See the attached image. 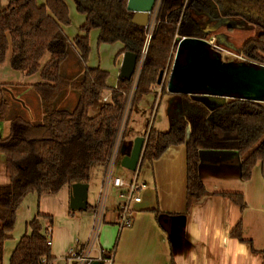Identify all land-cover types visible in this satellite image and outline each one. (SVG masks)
<instances>
[{
  "label": "trees",
  "instance_id": "trees-1",
  "mask_svg": "<svg viewBox=\"0 0 264 264\" xmlns=\"http://www.w3.org/2000/svg\"><path fill=\"white\" fill-rule=\"evenodd\" d=\"M77 13L84 16L82 35L70 40L63 28L70 25L69 11L64 0H10L0 10V63L9 54V65L27 76L39 73L40 81L30 85L38 96L42 109L39 122L24 116L9 121L8 134L0 136V155L3 157L7 183L0 184V264L3 246L13 232L16 212L29 195L38 198L57 194L73 184H88L91 168L103 165L109 158L120 126L122 113L131 96L121 145L122 151L131 113L145 96L160 87V98L167 92L170 64L178 42L182 38L209 39L211 32L202 30L193 14L206 15L211 20L237 18L254 28V37L240 49L243 63L264 66V0H160L152 37L146 49L138 81L118 79L108 87L109 73L99 67H89L91 52L89 34L97 31V45L121 43L118 53L137 55L145 44V29L131 22L128 0H71ZM73 50L81 73L71 78L61 74V67ZM50 55L41 68L43 56ZM167 74L160 86V72ZM4 91L8 88L2 85ZM76 93L72 110L56 109L55 103L66 92ZM108 92V100L102 101ZM167 131L152 128V121L142 135L144 146L136 175L143 165L159 160L171 147H184L186 157V210L201 201L207 191L199 176L201 153L235 152L240 158V178L247 182L259 165L264 179L263 103L203 94L172 95ZM8 100L0 89V123L5 119ZM155 106V105H154ZM95 110V115L89 112ZM125 152V153H124ZM129 155L126 154L125 156ZM234 204L241 212L246 204L240 193H217ZM43 221L47 226H43ZM53 218L37 211L26 224L25 233L12 251L8 264H52L51 247L47 244ZM230 236L247 244L238 221ZM103 257H106L104 254Z\"/></svg>",
  "mask_w": 264,
  "mask_h": 264
},
{
  "label": "crops",
  "instance_id": "crops-1",
  "mask_svg": "<svg viewBox=\"0 0 264 264\" xmlns=\"http://www.w3.org/2000/svg\"><path fill=\"white\" fill-rule=\"evenodd\" d=\"M205 16L198 17L202 24L194 20L202 30L212 34ZM119 71L120 67L114 72L110 88L116 86ZM30 85L25 86L29 88ZM64 93L63 102H67L69 97L76 99L69 91ZM151 94L153 100L147 121L149 108L142 107L143 101L129 117L128 132L124 139L125 152L130 153L134 139L143 135L150 121L153 129L163 132L168 130V123H158L159 127H154L156 118L154 116L152 119L151 109L156 106V90ZM145 103L149 105V102ZM26 110L29 120L39 122L42 118V113L35 106L30 105ZM8 124L0 123L1 137L7 136ZM121 170L127 172L123 168ZM103 172V165L91 168L85 210L70 208L71 187H64L54 195L36 196L34 200H29L30 196H27L17 209L14 225V229L22 225V230L16 238L12 232L4 243L3 264L6 260L8 264L19 239L27 233L26 224L35 217L37 211L53 218L49 232L52 264H66L67 252L81 249L88 240ZM119 173V176H115L124 181H129L134 175L127 177L128 174ZM136 176L137 181L145 187L139 193L140 202L132 204L131 226L118 229L117 208L122 202L119 197L121 191L113 188L115 197L107 203L104 223L91 258L96 259L102 251L112 254V264H264V179L259 165L254 168L251 179L244 182L240 178V158L235 152L202 153L199 176L207 195L188 211L185 201L184 147H171L159 160L143 165ZM91 190L94 198L89 203ZM217 193L242 194L245 209L241 212L228 200L215 195ZM31 201H34V205H30ZM238 221L241 222L243 239L251 241L256 253L251 252L247 244L230 236ZM43 226H47L44 221Z\"/></svg>",
  "mask_w": 264,
  "mask_h": 264
},
{
  "label": "rangeland",
  "instance_id": "rangeland-1",
  "mask_svg": "<svg viewBox=\"0 0 264 264\" xmlns=\"http://www.w3.org/2000/svg\"><path fill=\"white\" fill-rule=\"evenodd\" d=\"M10 0H0V10L7 7ZM65 4L68 7L69 11V18H70V25L68 27H64L63 31L65 35L72 40L76 36L82 35L80 32V27L82 26L84 22V16L77 13L74 7V4L71 0H64ZM38 5L43 4V0H37ZM201 15L193 14V18L198 23L200 22ZM205 16V15H203ZM206 19L209 20V26L210 29H212L213 37L216 39V41L220 44V46L226 50L227 53H224L221 58L224 62H229L231 64H235L236 62H242L240 58V49L244 42L254 37V28L246 23L243 20L237 19V18H225L220 20H211L209 17H206ZM202 24V23H201ZM207 26V24H205ZM209 29V28H208ZM253 30V31H252ZM97 31H92L89 34V45H90V55L87 62V66L89 67H99L102 70L107 71L110 74V77L107 81L108 87L113 84L114 81V72L115 70H119V67L121 66L122 62V54L121 56L118 55V53L124 48V45L121 43H114V44H101L97 45ZM50 55L46 53L43 58L40 61V67L42 68L47 61L49 60ZM174 58V55H173ZM172 58V63H173ZM9 54L6 57L5 61L3 63H0V89L4 92V97L8 100L9 106L5 115V119L3 122L8 123L12 118L16 116H24L26 113V109L31 105L35 106L36 109H38L42 113L40 100L38 96L30 89L27 88L25 85L27 84H33L40 81L39 73H36L32 76H27L24 72L21 71H15L11 69L9 65ZM172 63L170 64L169 70L171 71ZM120 64V66H119ZM81 73V66L79 65L77 55L74 53L73 50H70V55L67 61L62 65L61 67V74L67 77H77ZM167 74V70L163 73V80ZM163 82V81H162ZM2 85H5L6 88H8V92L4 91V88ZM156 88V87H155ZM155 88L153 90H155ZM70 92V91H69ZM65 94V93H64ZM69 94H73V96H76V93L70 92ZM105 96L108 95V92H105ZM151 96H145L142 101V107L146 108L148 107V115L146 117V121L149 116V110L151 106V102L153 100L152 94ZM171 95H165L160 101L158 99L156 106H153L151 109L152 117L156 118L154 127L158 128L159 124H165L169 123L170 118V109H171V103L175 100L176 97H173ZM177 95V94H175ZM63 96L61 95L60 99L56 101L55 108L56 109H67L72 110L75 105V97H69L67 102H63ZM218 101L225 100L224 97L217 98ZM145 102H149V105ZM156 102V101H155ZM159 102V103H158ZM139 106V105H138ZM137 106V108H138ZM264 107V103H263ZM90 115H95L96 111L91 110L89 112ZM134 114V113H132ZM152 118V119H153ZM262 141H264V135L261 137V139L255 144L258 145ZM122 147V151H124L125 144ZM3 157L0 155V184H6L7 183V176L4 172V165L2 163ZM120 164H116L114 166V175L119 176V172H124L123 174H128L127 177H130L132 175V172L129 171H122L119 167ZM141 181V180H140ZM114 191L113 187L111 186L109 189V195L107 199V203L111 201V198H114ZM29 200L36 199L35 194L28 195ZM28 198V197H27ZM93 194L92 190L90 191L89 196V203H92L93 200ZM106 203V206H107ZM30 205H34V201L30 202ZM33 207V206H32ZM22 230V225H19L18 227H15L13 234L14 237H18L19 232ZM3 264V262H2ZM5 264H7V260L5 261Z\"/></svg>",
  "mask_w": 264,
  "mask_h": 264
},
{
  "label": "water",
  "instance_id": "water-1",
  "mask_svg": "<svg viewBox=\"0 0 264 264\" xmlns=\"http://www.w3.org/2000/svg\"><path fill=\"white\" fill-rule=\"evenodd\" d=\"M157 0H128L127 11L132 13L131 22L145 27L149 22ZM222 21V19L220 20ZM137 55L123 53L119 78L130 80L136 64ZM163 81V73L157 78V85ZM170 94H203L219 98H237L240 100L264 103V66H254L243 62L231 64L222 61L221 55L211 50L204 39L182 38L173 58L171 72L167 81ZM144 138L136 137L129 155L120 160V166L135 173L142 159ZM207 153V152H203ZM202 155V153H201ZM88 184L76 183L71 186L70 208L85 210ZM91 264H102L93 261Z\"/></svg>",
  "mask_w": 264,
  "mask_h": 264
},
{
  "label": "built area",
  "instance_id": "built-area-1",
  "mask_svg": "<svg viewBox=\"0 0 264 264\" xmlns=\"http://www.w3.org/2000/svg\"><path fill=\"white\" fill-rule=\"evenodd\" d=\"M159 3H160V0H157L152 13H150L149 22L144 27L145 44H144L143 49L141 50L140 56L138 57L134 73L131 77L133 88L136 82L138 81L141 67L144 61L146 49L152 37V33L154 30L155 21H156V15H157V11L159 8ZM205 41L208 43V45L210 46L213 52L218 53L221 56L224 53H227L226 50H224L217 43L216 39L213 36H211L209 39H205ZM155 90H156L155 98H156V103H157L160 92H161V88L156 87ZM107 100H108V97L102 98L103 102H106ZM130 103H131V96L128 98L125 108L123 110L120 126L118 129L116 138H115L113 149L111 151L109 158L104 164V172L102 176L101 187H100V190L97 196L95 211H94V215H93V219L91 223L88 240L81 249L79 250L71 249L67 252L65 256L66 264H91L93 261H99L102 264H112V254L111 253L107 254V253L100 251L96 259L91 258V252L93 251L97 243L101 226L104 223L106 203H107V199L109 195L108 194L109 189L111 186L113 188L120 189L121 191L119 193V197L121 198L122 202L117 208L116 224L118 226V229L123 230L125 228H129L132 224V219H133L132 204H136L140 202L141 199H140L139 193L145 186L143 184H140L137 181V176L135 175L136 172L134 173L133 177L129 181H124L122 178L116 177L114 175V166L116 165L117 153L121 145V138L123 135V131L125 128L127 118L129 116ZM47 244L51 245L49 236H48ZM104 254L106 255V257H103Z\"/></svg>",
  "mask_w": 264,
  "mask_h": 264
}]
</instances>
